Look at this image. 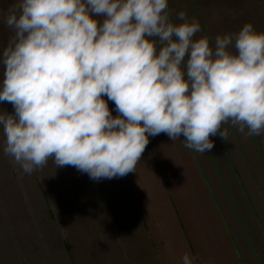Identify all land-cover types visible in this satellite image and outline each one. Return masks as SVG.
Instances as JSON below:
<instances>
[{"label": "clouds", "instance_id": "1", "mask_svg": "<svg viewBox=\"0 0 264 264\" xmlns=\"http://www.w3.org/2000/svg\"><path fill=\"white\" fill-rule=\"evenodd\" d=\"M176 21L168 0H15L3 14L0 103L14 108L0 111L3 155L22 174L51 160L100 181L136 172L150 136L183 135L205 154L229 127L264 135V31L245 23L212 43L195 38V17ZM194 260L185 251L180 264Z\"/></svg>", "mask_w": 264, "mask_h": 264}, {"label": "crops", "instance_id": "2", "mask_svg": "<svg viewBox=\"0 0 264 264\" xmlns=\"http://www.w3.org/2000/svg\"><path fill=\"white\" fill-rule=\"evenodd\" d=\"M108 106L118 115L112 101ZM183 140L150 136L136 172L122 178L93 181L72 166L63 168L74 207L68 182L50 160L28 175L9 158L24 215L0 197L3 235L22 264H180L185 251L194 264H259L264 228L254 215L255 227L243 238L240 227H228L197 153Z\"/></svg>", "mask_w": 264, "mask_h": 264}, {"label": "rangeland", "instance_id": "3", "mask_svg": "<svg viewBox=\"0 0 264 264\" xmlns=\"http://www.w3.org/2000/svg\"><path fill=\"white\" fill-rule=\"evenodd\" d=\"M14 2L15 0H0V53L12 35L11 30L3 22V14ZM168 7L174 22L179 23L176 21V15L181 11L186 12L189 18L198 19L202 31L197 33L195 38L208 36L212 43L217 35L238 32L245 23H252L257 31H264V0H168ZM2 77L3 66L0 65V80ZM0 111L13 113L14 108L11 104L2 102ZM229 131L231 135L228 142L218 135L210 137L214 142L213 149L205 154L196 153L204 178L222 209L228 227L230 229L240 227L241 229L236 232L243 238L244 231L248 234L249 228L255 227L253 215L258 227L264 228V135L245 138L234 128L229 127ZM3 141L4 137L0 132V197L4 196L12 212L16 211L17 205L18 212L24 215L23 202L19 197L15 177L10 174L9 158L3 155ZM52 163L50 160V164ZM63 168H60V177L65 185L68 182L66 185L68 193L71 184ZM16 197L18 204L14 202ZM68 197L74 207L76 202L74 203L71 192ZM79 210L77 208V214ZM18 229H21L19 225ZM243 243L248 250L247 241ZM257 253L259 264H264V248L257 250ZM22 262L23 259L20 260L6 235H3L0 221V264Z\"/></svg>", "mask_w": 264, "mask_h": 264}]
</instances>
